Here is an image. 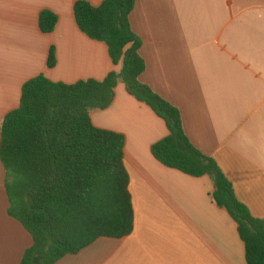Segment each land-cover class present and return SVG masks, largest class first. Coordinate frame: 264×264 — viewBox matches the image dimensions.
<instances>
[{"label":"crops","instance_id":"0c3cea01","mask_svg":"<svg viewBox=\"0 0 264 264\" xmlns=\"http://www.w3.org/2000/svg\"><path fill=\"white\" fill-rule=\"evenodd\" d=\"M76 1L0 0V125L19 106L22 85L39 74L71 84L120 70L107 45L77 26ZM44 9L58 18L50 33L38 26ZM129 22L141 41L140 81L178 108L190 142L216 161L250 213L264 218V0H134ZM51 46L56 63L48 68ZM90 119L124 136L133 230L54 264H247L236 222L211 198V178L152 155L168 128L122 81ZM4 182L0 160V264H20L32 237L8 214Z\"/></svg>","mask_w":264,"mask_h":264},{"label":"trees","instance_id":"16d2710c","mask_svg":"<svg viewBox=\"0 0 264 264\" xmlns=\"http://www.w3.org/2000/svg\"><path fill=\"white\" fill-rule=\"evenodd\" d=\"M133 5L134 0H103L96 6L77 0L73 5L77 26L107 45L112 62L121 63L120 70L102 80L71 84L39 74L22 85L19 106L2 120L0 160L8 214L32 237L20 264H54L98 238H121L132 232L124 136L98 128L90 119L91 110L110 105L118 81L168 128V135L151 146L152 155L183 173L208 175L212 200L237 224L247 264H264V218L250 213L216 161L190 142L178 108L140 81L145 65L138 52L141 41L129 22ZM57 20L54 12L44 9L38 16L39 29L50 33ZM55 63L51 46L47 67Z\"/></svg>","mask_w":264,"mask_h":264}]
</instances>
